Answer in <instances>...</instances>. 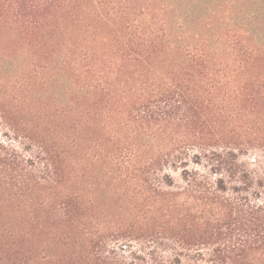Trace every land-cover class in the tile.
Here are the masks:
<instances>
[{"label":"trees","instance_id":"1","mask_svg":"<svg viewBox=\"0 0 264 264\" xmlns=\"http://www.w3.org/2000/svg\"><path fill=\"white\" fill-rule=\"evenodd\" d=\"M2 95L0 264H264V0H0Z\"/></svg>","mask_w":264,"mask_h":264},{"label":"rangeland","instance_id":"2","mask_svg":"<svg viewBox=\"0 0 264 264\" xmlns=\"http://www.w3.org/2000/svg\"><path fill=\"white\" fill-rule=\"evenodd\" d=\"M14 56V55H12ZM8 65V62L7 64ZM11 66V65H9ZM7 73H5V75L7 76H10L12 77L13 76V73L15 72V69H13V67H8L7 68ZM35 92H37L38 94H45V90H44V87L41 85V84H37V86H33V88ZM56 92L57 89L52 87L50 88V92ZM47 94H45L46 96ZM5 96L2 95L0 98L1 100H5L4 98ZM64 97L61 95V98ZM9 98L7 97L6 98V101L8 100ZM4 132H6L5 128L0 126V140H3L4 136ZM241 161L246 165V167L251 170V171H254V170H259V171H264V152L262 150H253V151H250L246 156H243L241 158ZM175 177L177 178V175L175 174Z\"/></svg>","mask_w":264,"mask_h":264}]
</instances>
